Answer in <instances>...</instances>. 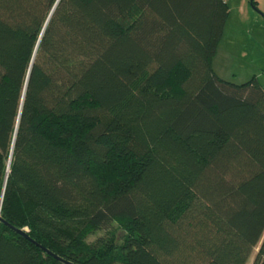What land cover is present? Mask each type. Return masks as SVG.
Returning a JSON list of instances; mask_svg holds the SVG:
<instances>
[{
  "label": "trees",
  "instance_id": "1",
  "mask_svg": "<svg viewBox=\"0 0 264 264\" xmlns=\"http://www.w3.org/2000/svg\"><path fill=\"white\" fill-rule=\"evenodd\" d=\"M229 16L227 0H0V264H248L264 86L216 72Z\"/></svg>",
  "mask_w": 264,
  "mask_h": 264
},
{
  "label": "rangeland",
  "instance_id": "2",
  "mask_svg": "<svg viewBox=\"0 0 264 264\" xmlns=\"http://www.w3.org/2000/svg\"><path fill=\"white\" fill-rule=\"evenodd\" d=\"M227 1L230 16L214 58L215 70L221 77L237 83L255 76L264 86V0H254L257 7L251 0ZM99 233L88 240L93 241ZM263 240L264 235L254 247L248 264L254 263Z\"/></svg>",
  "mask_w": 264,
  "mask_h": 264
},
{
  "label": "water",
  "instance_id": "3",
  "mask_svg": "<svg viewBox=\"0 0 264 264\" xmlns=\"http://www.w3.org/2000/svg\"><path fill=\"white\" fill-rule=\"evenodd\" d=\"M19 232H20V233H24L23 231H20V230H19ZM38 245H39V244H38Z\"/></svg>",
  "mask_w": 264,
  "mask_h": 264
},
{
  "label": "crops",
  "instance_id": "4",
  "mask_svg": "<svg viewBox=\"0 0 264 264\" xmlns=\"http://www.w3.org/2000/svg\"><path fill=\"white\" fill-rule=\"evenodd\" d=\"M228 2V1H227ZM215 68V67H214ZM229 79V78H228Z\"/></svg>",
  "mask_w": 264,
  "mask_h": 264
}]
</instances>
